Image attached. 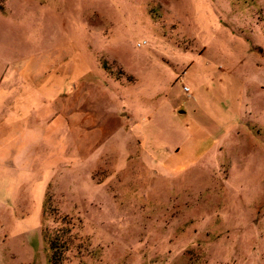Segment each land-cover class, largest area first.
<instances>
[{"label":"rangeland","instance_id":"rangeland-1","mask_svg":"<svg viewBox=\"0 0 264 264\" xmlns=\"http://www.w3.org/2000/svg\"><path fill=\"white\" fill-rule=\"evenodd\" d=\"M0 264H264V0H0Z\"/></svg>","mask_w":264,"mask_h":264}]
</instances>
